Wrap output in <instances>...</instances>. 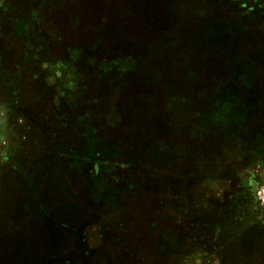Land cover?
<instances>
[{
    "label": "rangeland",
    "instance_id": "obj_1",
    "mask_svg": "<svg viewBox=\"0 0 264 264\" xmlns=\"http://www.w3.org/2000/svg\"><path fill=\"white\" fill-rule=\"evenodd\" d=\"M113 1L0 0V264H264V0H196L246 15L220 53L191 13L164 44ZM250 58L255 87L212 119L197 97Z\"/></svg>",
    "mask_w": 264,
    "mask_h": 264
},
{
    "label": "trees",
    "instance_id": "obj_2",
    "mask_svg": "<svg viewBox=\"0 0 264 264\" xmlns=\"http://www.w3.org/2000/svg\"><path fill=\"white\" fill-rule=\"evenodd\" d=\"M152 1L153 0H132L130 5L134 8L132 11L135 12L136 15L138 13L140 14L138 16L140 18H142L143 11H144V14H146V17H143V18L145 19V21L148 22V24H152L151 25L152 34L153 35L157 34L159 41L162 40L161 42L164 44L165 43L168 44V41L170 42L172 37H177V36H174L175 34L173 32L175 30L174 29V27H175L174 23L177 20V17L176 18H174V16L171 17L173 13L176 14V13L182 12V13H185V15H189V13H191V18L194 17L193 19L196 22H195L194 30L189 32L187 34V36L190 35V37H193L196 40H198V42L201 44V46L203 44H205V46L207 44L211 45L216 50H218V52L220 51L219 49L221 47L227 48L230 46V40L228 42L225 40H221V35H224L223 34L224 30L220 31L219 27H223L225 29L224 26H226L225 30L229 33H233L230 29V23L232 25L237 20L240 22L241 26H244V24H247V23H241V21H240L241 16L242 17L246 16L244 11L242 12L235 5H233L234 8L232 6L228 5L229 7H231L234 10H232L231 12L226 11V12L219 13L220 15H222L221 18L219 17V14L217 16H213L212 18H213V20L217 26L213 25L210 22L211 17L209 18V15H208V18H204L207 16V14H206V16L205 15L202 16V10H200L201 9L200 3L196 0H195V2H196L195 6L191 5L189 7H185V9H183V11L181 9H178V5H176V2H172V1H176V0H172L170 2L172 5L168 8V10L162 8L161 12H160V17L158 18V21L154 22V15H153V12L151 9V5L153 3ZM218 2L219 1L215 2V6H219ZM110 4L112 6H115L113 3H110ZM140 9L142 10V12L140 11ZM117 12H118V9H117ZM169 12H170V14H168ZM214 17H219L221 19V21L219 22V21L215 20ZM173 21H174V23H173ZM168 22H169V24L164 26V24L168 23ZM235 35H233V40L237 41V39L235 38ZM184 43L185 44L187 43L186 40L177 45L180 48V51H181L180 55H182V56L187 55L188 54L187 52H189L187 50V47H186V45L188 46V44L185 45ZM184 50L187 52H184ZM189 53H191V52H189ZM188 55L191 56L190 54H188ZM194 56L200 57L201 55H194ZM234 58L236 60H243L246 57L240 58V57H238V54H237L236 56H234ZM246 63H247V66L241 68V70L237 71L235 75L233 74V71L223 72V75L219 80L220 82L217 85L216 90L209 93L207 95V97L203 98L201 95H200V98L197 97V99L200 100V105H203L202 107H200V109L203 108L207 104L212 105L214 108L216 107V109H215L216 115L211 114L212 119L214 117H217V118H220L221 116L226 117L225 115H223L222 112L224 110H226L227 108L228 109L233 108L232 105H230V106L221 105V104L225 103V100L228 99L226 97L227 95L231 96V94H233V93L238 94V96L236 95L235 99H236V101H240V95L242 97L243 94H246L245 92L251 91L255 87V82H256V79L258 77V75L256 73V70H257L256 68H258V67H256L257 65L255 64V59L250 58L246 61ZM254 64H255V66H254ZM128 71L130 72L131 70H128ZM224 74H227V75L225 76ZM214 86H215V84L213 85V88H214ZM213 93H217L216 98H212ZM192 97H193V95L191 96V99H192ZM184 98H185L184 101L187 102V98L186 97H184ZM238 103L240 104V102H238ZM195 108L196 107L191 105V109H195ZM195 118L196 119H194V120L197 122V120H199L200 117L196 116ZM197 124H198V126L199 125L201 126L200 123H196V125ZM239 211L243 215L242 211L238 209V212ZM224 214H225V212H224Z\"/></svg>",
    "mask_w": 264,
    "mask_h": 264
},
{
    "label": "crops",
    "instance_id": "obj_3",
    "mask_svg": "<svg viewBox=\"0 0 264 264\" xmlns=\"http://www.w3.org/2000/svg\"><path fill=\"white\" fill-rule=\"evenodd\" d=\"M234 207H236V206H234ZM222 217L223 218L220 220V221H222V224L218 220H214V222H216L217 224H221L222 226H220V225H217V226L211 225V227H208V229H207V230H209L211 232L210 235L215 237V238H217V240H218V238H220L221 235H226L227 230H228V232H231L233 229H237V225L236 226H233V225H230V224L229 225H225V223L227 221H229V222L236 221V218L235 219H225V214Z\"/></svg>",
    "mask_w": 264,
    "mask_h": 264
}]
</instances>
